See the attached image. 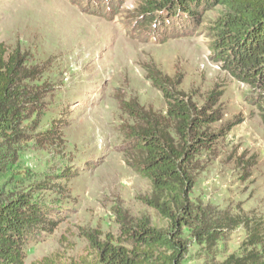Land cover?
Masks as SVG:
<instances>
[{
    "label": "rangeland",
    "instance_id": "1",
    "mask_svg": "<svg viewBox=\"0 0 264 264\" xmlns=\"http://www.w3.org/2000/svg\"><path fill=\"white\" fill-rule=\"evenodd\" d=\"M142 1L0 0V45L20 48L28 65L43 70L36 83L47 84L39 112L24 122L26 139L4 154L0 190L34 189L36 197L65 209L53 234L27 246V264L44 257L57 264L93 261L96 251L87 237L120 240V214L168 227L144 201L151 182L121 151L123 128L135 123L123 102L167 112L162 91L147 78L149 67L180 75L179 89L200 104L216 86L223 90L224 117L215 128L241 119L214 154H203L205 168L191 194L240 224L212 248L186 230L189 251L183 264H226L252 249L264 253V121L259 108L245 100L249 86L211 58L204 31L223 7L206 13L203 32L155 42L140 37L133 20ZM53 122L63 124H54L59 135L45 139ZM64 171L73 175L58 181ZM46 184L54 189H37ZM255 238L261 242L254 247Z\"/></svg>",
    "mask_w": 264,
    "mask_h": 264
},
{
    "label": "trees",
    "instance_id": "2",
    "mask_svg": "<svg viewBox=\"0 0 264 264\" xmlns=\"http://www.w3.org/2000/svg\"><path fill=\"white\" fill-rule=\"evenodd\" d=\"M106 1L111 5L115 0ZM218 6L223 7L221 14L204 26L211 58L249 86L245 100L259 108L264 121V0H143L133 20L144 40L166 41L203 32L206 13ZM26 56L18 47L9 51L0 45V171L4 154L26 139L24 122L39 112L45 100L47 84L36 83L43 70L28 65ZM147 78L162 91L167 112L146 111L136 103L123 102L135 123L123 128L121 151L127 164L151 182L152 192L144 201L168 221V227L153 226L148 217L135 221L120 214V240H99L89 234L96 258L70 264H183L189 251L186 230L198 244L212 248L240 224L191 197L205 168L203 154H214L219 142L241 122L236 119L215 128L224 117V91L216 86L200 104L179 89L180 75L170 77L149 67ZM54 124L63 125L53 122L42 135L45 139L58 137ZM72 175L64 171L58 181ZM37 189L54 188L46 184ZM34 192L0 190V264H27V246L53 234L63 221L65 209ZM255 241L254 247L261 239ZM30 264L57 263L44 257ZM226 264H264V253L252 249L243 257L231 256Z\"/></svg>",
    "mask_w": 264,
    "mask_h": 264
}]
</instances>
